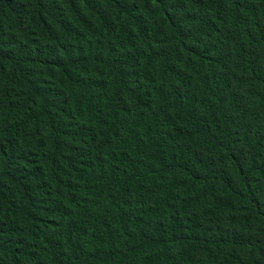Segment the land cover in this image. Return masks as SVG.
I'll return each instance as SVG.
<instances>
[{
    "label": "trees",
    "instance_id": "16d2710c",
    "mask_svg": "<svg viewBox=\"0 0 264 264\" xmlns=\"http://www.w3.org/2000/svg\"><path fill=\"white\" fill-rule=\"evenodd\" d=\"M0 264H264V0H0Z\"/></svg>",
    "mask_w": 264,
    "mask_h": 264
}]
</instances>
